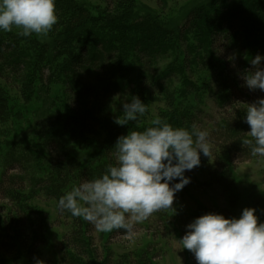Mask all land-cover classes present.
Returning a JSON list of instances; mask_svg holds the SVG:
<instances>
[{
  "label": "rangeland",
  "instance_id": "374dc122",
  "mask_svg": "<svg viewBox=\"0 0 264 264\" xmlns=\"http://www.w3.org/2000/svg\"><path fill=\"white\" fill-rule=\"evenodd\" d=\"M74 1L89 11L90 18L82 16V11L61 13L57 8L58 22L46 37H22L17 28L0 32V39L11 47L17 42L30 58L23 79L12 76L6 68L0 70V94L7 99L11 114L7 123L0 122V187L5 177L14 180L13 187H25L18 202L9 201L0 192V222L5 224L4 237H0V264H61L67 253L86 264H140L142 260L197 264L194 254L179 242L190 218L203 210L224 211L239 218L245 208H255L258 217L264 215V158L236 161L229 167L228 177L234 182L229 191L228 182L213 175L212 156L201 153L200 166L185 173L191 182L176 193L174 210L154 213L135 226L131 237L123 230L98 232L82 218L61 212L57 203L79 186L78 169L101 176L108 164L115 163V149L105 146L106 127H121L114 120L122 118L123 104L132 97L138 96L149 112L138 123L124 125L128 131H142L157 117L170 121L173 107L169 101L182 109L200 111L195 121L200 130L210 131L214 118L225 117L227 113L219 108L226 95L222 82L234 77L239 67L226 30L234 26L235 18L243 16L247 24L255 25L247 36L252 43L262 45L264 0ZM194 13L200 15L197 21L192 19L196 29L183 30ZM80 22L88 24L87 33L107 36L123 31V35L144 43L151 30L156 34L165 52L157 54L155 62L135 48L124 55L132 67L144 72L141 78L146 86L140 95L101 96L96 104H90L83 87L101 86L102 82L90 71L78 76L67 71V63L87 44L76 38L78 30L69 32ZM217 24H222L225 33L211 44L209 35ZM115 25L125 26L119 29ZM88 40L91 50L99 47L97 36ZM37 54L42 61L34 66ZM260 67L264 68V61ZM161 76L163 81H157ZM22 81L28 84L24 92L19 86ZM167 92L172 94L171 99ZM251 93L255 100L264 98V91L259 89ZM81 114L91 115L92 120L84 124ZM94 119L106 125H95ZM59 164L68 168L61 172ZM163 214L168 215L167 220ZM79 233L85 243L77 240Z\"/></svg>",
  "mask_w": 264,
  "mask_h": 264
},
{
  "label": "clouds",
  "instance_id": "9594fccd",
  "mask_svg": "<svg viewBox=\"0 0 264 264\" xmlns=\"http://www.w3.org/2000/svg\"><path fill=\"white\" fill-rule=\"evenodd\" d=\"M58 22L56 0H0V32L20 29L19 35L46 37ZM264 56L251 60L255 71L242 78L250 90L264 91ZM149 112L138 96L123 104L114 122L138 123ZM245 122L251 131L242 140L251 155L264 158V98L248 105ZM115 163L99 178L86 180L58 200L61 212L82 218L98 232L123 230L131 237L135 226L154 213L174 210L175 195L191 182L185 175L201 164V153L211 158L209 133L196 125L192 130L174 127L159 117L142 131L117 139ZM179 180L178 183H172ZM255 208H245L239 218L208 213L187 225L179 239L197 264H264V223ZM42 264V262H41Z\"/></svg>",
  "mask_w": 264,
  "mask_h": 264
},
{
  "label": "trees",
  "instance_id": "16d2710c",
  "mask_svg": "<svg viewBox=\"0 0 264 264\" xmlns=\"http://www.w3.org/2000/svg\"><path fill=\"white\" fill-rule=\"evenodd\" d=\"M56 8H58L61 13H69V11H82V16L84 14V16L90 18L89 11H85L82 5L75 3L74 0H56ZM194 14H192L187 19L185 25L183 26V30L196 29L197 25H195L196 23H192V19L197 21L200 15L197 13L198 15L196 14V16L193 18ZM66 15L67 14H65V16ZM83 23L80 22L79 24L73 26V29L69 31L70 33H73V31L75 32L78 30V35H76V38H81L82 41L87 42V44L85 43L86 47L81 53H79L78 56H74V58H72V60L67 63V71L72 76H78L79 74H82L86 71H90L97 81L102 82L101 86L87 85L86 87H83V90L85 91L83 94L89 97L91 100L90 104H96V98L101 96L119 94L126 96L140 95L141 90L144 86H146L144 85L146 82H144V80L141 78L144 72L142 70L138 71L132 67V63H129L127 60H125L124 55L132 48H135L139 54L146 57L151 61V63L155 62V56L157 54H161V52H165V47L163 43L159 42L156 34H153L151 30L149 40H145L146 43H144L141 40L131 39V36H125L126 34L123 35V31L115 33L112 32L107 36H103L98 33H87L88 24L86 22ZM221 25L219 24L218 26L217 24L211 30L209 35L211 44L214 43L217 36L225 33V31H222L223 28H221ZM233 25L234 26H230L229 29L226 30L225 36L229 38L228 41H230L231 46H233V48L236 50L237 55L235 60H237L239 64L238 73L234 77H229L222 82V86H224L226 90V95L219 108L226 112L227 115L223 118H214L211 129L208 131L211 156L214 161V166L212 168L213 175L217 177V180H220L218 179L220 176L222 179H225V183L228 182L227 190L230 188L229 191L232 190L234 185V182L228 177L229 167L235 166L236 161L248 162L256 158H260L252 156L249 149L242 144L243 139H250V137L247 136V133L251 131L250 126L245 122L246 109L248 105L258 101V99L255 100L252 97L251 92L253 90H250L245 86V82L242 77L250 71H255V68L251 64L252 59H254L257 55L264 56V42L262 45H256L252 43L251 38L247 36V32L251 31L255 25L253 23L247 24L245 17L243 16H241V18H235ZM115 26H118L120 29L125 25ZM126 29L129 28L127 27ZM81 30H83V33ZM74 34L71 36L75 37ZM92 36H97L99 38V41H97L99 47L93 50H91L89 46L91 43L88 40ZM84 38H87V41L83 40ZM15 43V46L11 47V45L4 39H0V70L6 68L12 76L23 79L22 74L29 63L30 58L27 55L26 49H20L18 43ZM7 51H10V55H7ZM37 60V64H34V66H38L42 61L39 54H37ZM157 81H163V77L158 78ZM27 85L28 84L23 83V81L21 83L19 82V86H21L23 92L25 87L27 88ZM103 88L105 90H103ZM166 94L168 95L167 98L171 99L172 94L169 92ZM169 102L171 107H173L171 110V115L173 117H171L172 121L170 120L168 123L174 127H183L191 131L192 126L195 125V121L198 120L197 114L200 111H197L196 113L188 109H182L178 105L174 106V101L173 103H171L172 101ZM240 102H242V104ZM95 107L98 108L97 105H95ZM9 116H11V114L8 107V101L3 95L0 94V122L7 123L9 121ZM79 117H81L84 124L92 120L90 119L91 115L81 114ZM94 120L95 125H99L101 123L106 125V122H101V119ZM83 130L84 129H82L81 132H83ZM106 130L108 131V139L105 143L107 148H114L117 139L120 136L127 135L130 132L124 126L112 127L109 129L106 127ZM58 167L60 168L61 172L68 168L63 164H59ZM99 177V175L97 176L95 172H92L89 169H78L77 178L79 184L86 180ZM11 181L14 180H10L5 177V181L3 180L1 183L0 192H3L4 196H6L9 201L18 202L21 200L22 191L25 189V187H13L14 182L11 183ZM229 195H231L230 192ZM208 213L219 214L217 211L203 210L195 216H192L190 218V223H192L196 218ZM221 213L226 218H233L228 216L224 211H221ZM163 216L165 220L168 219L167 214H163ZM259 220L260 222L264 223V215L259 217ZM4 225L5 224L0 222V237L2 238L4 237ZM77 240L82 243L84 242L80 233L77 235ZM86 251L88 252L86 253L87 256L90 258L91 255H89V250L86 249ZM67 257L68 258H65L61 264H86V261H78L75 256L69 255L68 253ZM140 262V264H152L151 262L144 260Z\"/></svg>",
  "mask_w": 264,
  "mask_h": 264
}]
</instances>
